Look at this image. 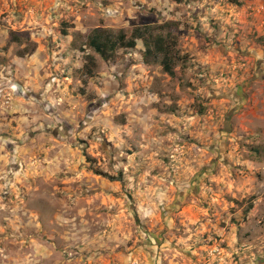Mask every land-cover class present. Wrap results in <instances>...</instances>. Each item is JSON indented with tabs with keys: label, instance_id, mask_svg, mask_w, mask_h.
<instances>
[{
	"label": "rangeland",
	"instance_id": "374dc122",
	"mask_svg": "<svg viewBox=\"0 0 264 264\" xmlns=\"http://www.w3.org/2000/svg\"><path fill=\"white\" fill-rule=\"evenodd\" d=\"M239 2L0 0V264H264V0ZM136 30L174 75L90 45Z\"/></svg>",
	"mask_w": 264,
	"mask_h": 264
},
{
	"label": "trees",
	"instance_id": "16d2710c",
	"mask_svg": "<svg viewBox=\"0 0 264 264\" xmlns=\"http://www.w3.org/2000/svg\"><path fill=\"white\" fill-rule=\"evenodd\" d=\"M234 4L241 6L239 0H232ZM68 35V34H64ZM143 40L146 46V56L154 55L161 56L163 58V66L170 73L174 75L170 63V52L167 50L165 43L162 39H158L155 42V48L152 49L150 44L144 39L141 30L134 32L133 38L127 39L125 35H120L115 42L103 41L100 38H94L90 41V45L99 53L102 57L108 58V55L114 53L118 48H131L134 49L137 46V41ZM88 59H90L88 57Z\"/></svg>",
	"mask_w": 264,
	"mask_h": 264
},
{
	"label": "flooded vegetation",
	"instance_id": "af4514ba",
	"mask_svg": "<svg viewBox=\"0 0 264 264\" xmlns=\"http://www.w3.org/2000/svg\"><path fill=\"white\" fill-rule=\"evenodd\" d=\"M54 134H56V131L54 132Z\"/></svg>",
	"mask_w": 264,
	"mask_h": 264
}]
</instances>
